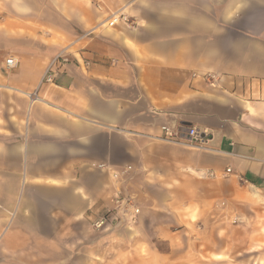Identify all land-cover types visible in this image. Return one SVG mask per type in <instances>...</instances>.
<instances>
[{"label":"crops","instance_id":"1","mask_svg":"<svg viewBox=\"0 0 264 264\" xmlns=\"http://www.w3.org/2000/svg\"><path fill=\"white\" fill-rule=\"evenodd\" d=\"M232 212L264 243V0H0V264H226Z\"/></svg>","mask_w":264,"mask_h":264},{"label":"built area","instance_id":"2","mask_svg":"<svg viewBox=\"0 0 264 264\" xmlns=\"http://www.w3.org/2000/svg\"><path fill=\"white\" fill-rule=\"evenodd\" d=\"M127 22L126 16L124 14L113 15L107 24L112 26L117 22ZM63 61H67L68 58L65 56H59ZM19 61L16 57L10 56L5 59V67L7 70H12L17 67ZM87 64V63H86ZM53 81V73L48 69L43 77L42 82L51 83ZM34 99H37L36 95H32ZM163 135L162 138L168 141L180 143L183 145H188L191 147L205 148L207 142V135L205 131H200L197 127H187L185 129V137H182L181 131L176 128H171L169 126L163 125L162 127ZM130 168V166H127ZM227 172L230 171L229 168L226 169ZM117 172H113L112 176L114 178L118 177ZM113 206L101 211L93 220L90 222V226L95 230H100L103 227L109 225L113 220L124 219L127 223H134L137 215L139 214V207L134 204L132 197L117 195L114 197Z\"/></svg>","mask_w":264,"mask_h":264},{"label":"rangeland","instance_id":"3","mask_svg":"<svg viewBox=\"0 0 264 264\" xmlns=\"http://www.w3.org/2000/svg\"><path fill=\"white\" fill-rule=\"evenodd\" d=\"M225 205L226 203L223 202L217 205L216 207L224 208L226 207ZM226 222L228 227L234 225H245L244 230H250L249 236L243 237L242 253H238L236 255L237 256L236 258L234 254L228 255V258H226V264H264V243L257 246V242L254 241V244H252L251 224L240 221L237 215L234 214V212H232L230 216H228V220H226ZM193 228L197 231L201 230L202 223L195 224ZM188 229L190 228L188 227ZM261 229L263 230L264 227H261ZM70 260L72 262L75 261L73 255L69 257L68 261Z\"/></svg>","mask_w":264,"mask_h":264}]
</instances>
